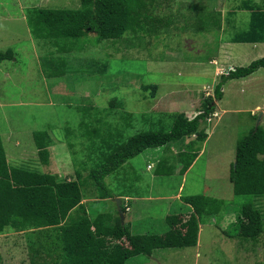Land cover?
Listing matches in <instances>:
<instances>
[{
    "label": "rangeland",
    "instance_id": "374dc122",
    "mask_svg": "<svg viewBox=\"0 0 264 264\" xmlns=\"http://www.w3.org/2000/svg\"><path fill=\"white\" fill-rule=\"evenodd\" d=\"M159 2H133L134 10L142 4L149 22L139 31L140 42L125 39L97 44L91 33L81 52L76 48L82 40L70 46L73 52L59 53L50 42L33 39L27 10H77L80 0H0V52H15L13 61L0 65V138L8 162L60 179L76 180L78 172L86 177L113 147L138 134L169 133L173 125L169 115L185 113L193 120L202 112V103L213 98L215 110L208 118L213 113L220 118L201 124L209 140L185 180L183 196L202 195L225 202L222 216L204 220L197 247L156 249L151 256L133 258L129 264H264V234L256 246H242L224 234L242 206L254 200L235 196L230 171L238 142L258 125L264 129V68L246 79L226 80L222 101L215 96L223 81L216 77V69L249 66L264 58V44H236L228 50L230 61L218 62L220 44L249 28V12L231 15L241 1L221 0L212 5V0H175L173 14L171 0ZM212 56L217 58L210 64ZM197 57H206L201 62L204 66L189 64ZM92 60L107 62V73L95 74L89 66ZM59 62L63 66L56 74ZM143 85L157 86L155 97L145 93ZM44 131L53 141L48 166L41 164L34 142V134ZM194 140L195 136L186 143ZM181 149L172 144L147 150L107 178L114 193L153 198L132 202V212L123 218L127 226L134 218L132 234L162 237L169 231L166 216L180 214L176 201L158 198L171 199L183 183L178 174L183 167ZM147 155L152 156V171L144 161ZM158 168L161 175L152 180ZM96 202L95 198L84 202L93 216L116 212L114 200ZM259 203L264 210V199ZM30 234L7 230L0 236L3 264L29 262L30 237H34Z\"/></svg>",
    "mask_w": 264,
    "mask_h": 264
},
{
    "label": "trees",
    "instance_id": "16d2710c",
    "mask_svg": "<svg viewBox=\"0 0 264 264\" xmlns=\"http://www.w3.org/2000/svg\"><path fill=\"white\" fill-rule=\"evenodd\" d=\"M240 1L231 15L249 12L250 27L238 33L234 43L264 44V4H259L258 0ZM133 2L80 0L81 6L77 10L32 8L27 10L26 20L34 40L50 42L59 53L73 52L70 46L78 45L82 40V46L76 48L81 52L88 44L86 39L91 33L96 35L97 44L125 39L133 42L127 36L135 37L149 23L142 4L138 3L134 10ZM14 59L13 50L0 52V65ZM108 65L98 60L89 64L95 74H106ZM57 66L60 68H57L56 74L61 71L62 62ZM263 68L264 58L224 76L216 87V100L222 101L226 80L246 79ZM142 90L155 97L158 88L143 85ZM214 104L215 99H206L200 108L202 112L193 120H189L185 113L169 115L173 121L171 132L142 133L130 138L127 143L113 147L108 155L101 156L102 160L96 167L90 171L83 170L89 172L86 177L78 172L76 180L60 179L23 166L12 167L0 138V236L7 230L31 232L30 235L34 236L30 237L32 255L27 264H128L133 258L151 256L156 249L197 247L200 226L206 218L222 216L225 202L202 195L184 197L183 202L192 213L185 220L176 215L167 217L169 231L162 237L132 234L130 226L123 224V218L128 214L123 200L115 213L96 216L84 202L92 198H115L107 178L150 149L181 145L179 157L183 167L179 174L184 176L208 140L201 124L214 112ZM194 136V141L186 143ZM34 142L41 164L48 166L49 149L53 143L50 134L48 131L37 132ZM158 175H161L159 168ZM230 182L235 196L254 200L242 206L235 222L224 234L237 239L242 246L249 243L256 246L264 234V210L259 203L264 199V129L261 126L238 142ZM231 230L233 233L229 235ZM0 264H3L1 247Z\"/></svg>",
    "mask_w": 264,
    "mask_h": 264
},
{
    "label": "crops",
    "instance_id": "0c3cea01",
    "mask_svg": "<svg viewBox=\"0 0 264 264\" xmlns=\"http://www.w3.org/2000/svg\"><path fill=\"white\" fill-rule=\"evenodd\" d=\"M157 1L160 4L159 1H162V0H157ZM218 1H221V0H216V1L212 0V5L217 4ZM174 2H175V0H171V10H172V14L176 11V7L175 6H172L173 5L172 3H174ZM183 3L185 4V2H180V4H183ZM159 7H160V5H159ZM213 14H219V13L217 12V13H213ZM249 27H250V25H249ZM237 35L234 38H236ZM137 37H138V35H136L135 37L133 35H130V39H132L133 42H136V41L137 42H140V39H138ZM234 38L232 40H230L229 42L225 43V44H223V43L220 44L219 51H218V55H217L219 57V59H218L219 61L218 62H225L227 64L230 61V59H231L230 57L231 56H230V52H228V50H230V51H232V49L234 50L235 47H233V46L237 44V43H234ZM251 45L256 46L258 44H251ZM217 56H214V57L217 58ZM214 57L212 56V58H210V60H208L209 63H210L211 59H213ZM205 59H206V57L205 58L197 57L195 60H191V62L189 64L192 67H195V66H198V65H201V64H202V66H204L203 63H201V62L203 60H205ZM215 62L217 63V61L214 60L212 62V64H214ZM208 140H207V142H208ZM207 142L204 144L203 149H202V152L200 153V155L197 158V160L194 162V164L191 166V168L186 172V174L184 176H182L183 183L179 186L178 191L175 194V196L172 197L171 199H168V197H166V198H158V199H161V200L176 201V204H178V208L177 209L180 211V214H176V216L181 217L183 220L187 219L190 216V214H191V208L183 202V198H184L183 192H184L185 180L187 179V177L189 176V174L192 172V170L196 167V165L198 164V162L201 160L202 155L205 153V149H206ZM149 151H151V149ZM149 151H147V152H149ZM147 152H144L142 155L147 154ZM151 157H152L151 155H147L146 157H144V161L146 160L145 162L148 165L147 169L149 171H152L153 170V165L150 163V161H152L151 160ZM157 175H158V169L156 170V172H154V175L151 176V179L152 180L155 179L157 177ZM192 195H195V194H192ZM115 196L116 197L113 198V199H106V200H114L116 202V204H117V200H120V201L123 200L125 202L126 206L128 207L127 209H129V211H127L128 214L132 212V207H131L132 202H137V201H150V200L153 199L151 197H144V196L143 197H138V196H133L132 194L131 195H127V193H115ZM91 200L92 199H89L88 201H91ZM96 200H97V202L104 201V200H99V199H96ZM125 200H127L128 203H126ZM128 214H127V216H128ZM169 216H172V215L166 216V219ZM132 221L135 222L134 218H133ZM132 223L128 224V226H130V230H131V224ZM166 234H163V236H165Z\"/></svg>",
    "mask_w": 264,
    "mask_h": 264
},
{
    "label": "built area",
    "instance_id": "2783aa9c",
    "mask_svg": "<svg viewBox=\"0 0 264 264\" xmlns=\"http://www.w3.org/2000/svg\"><path fill=\"white\" fill-rule=\"evenodd\" d=\"M216 65V62L214 63ZM235 69H232L231 67L228 69H216V77L218 78H222L224 76H229L230 73L234 72ZM222 92H224V90L222 89ZM215 94H216V90H215ZM212 118L214 119H219L220 118V114L219 113H213L211 114V117L207 119L208 122L212 121Z\"/></svg>",
    "mask_w": 264,
    "mask_h": 264
},
{
    "label": "water",
    "instance_id": "95a60500",
    "mask_svg": "<svg viewBox=\"0 0 264 264\" xmlns=\"http://www.w3.org/2000/svg\"><path fill=\"white\" fill-rule=\"evenodd\" d=\"M257 127H259V125ZM117 204H118V207H119L121 205V201L117 200Z\"/></svg>",
    "mask_w": 264,
    "mask_h": 264
}]
</instances>
